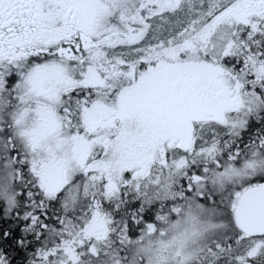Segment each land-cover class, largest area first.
I'll return each instance as SVG.
<instances>
[{
    "label": "snow or ice",
    "instance_id": "obj_1",
    "mask_svg": "<svg viewBox=\"0 0 264 264\" xmlns=\"http://www.w3.org/2000/svg\"><path fill=\"white\" fill-rule=\"evenodd\" d=\"M0 264H264V0H0Z\"/></svg>",
    "mask_w": 264,
    "mask_h": 264
}]
</instances>
